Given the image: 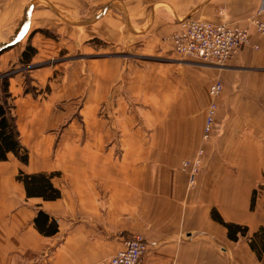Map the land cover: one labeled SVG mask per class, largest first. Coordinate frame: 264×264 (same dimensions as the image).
<instances>
[{"label": "crops", "instance_id": "1", "mask_svg": "<svg viewBox=\"0 0 264 264\" xmlns=\"http://www.w3.org/2000/svg\"><path fill=\"white\" fill-rule=\"evenodd\" d=\"M23 7L29 18L12 45L31 35L44 61L65 47L90 51L97 41L130 55L101 60L107 117L90 108L89 122L104 127L91 138L99 145L73 138L69 147L61 138L56 168L45 161L23 172L52 174L58 199L28 197L18 160L0 162V264L105 263L131 234L148 246L140 264H262L247 238L231 241L214 213L250 236L264 227V36L254 24L264 23V0H44L43 8L30 0ZM186 17L238 23L250 45L229 68L194 70L175 59L170 43ZM214 78L222 84L214 141L190 186L180 164L201 138ZM40 123L34 116L29 126ZM53 141L44 138V159ZM40 148L36 139L37 158ZM40 212L53 235L36 229Z\"/></svg>", "mask_w": 264, "mask_h": 264}, {"label": "rangeland", "instance_id": "2", "mask_svg": "<svg viewBox=\"0 0 264 264\" xmlns=\"http://www.w3.org/2000/svg\"><path fill=\"white\" fill-rule=\"evenodd\" d=\"M27 1L30 0H0V76L7 77L8 83L12 82V94L9 91L11 96L10 101L13 106L12 116L19 133V141L28 152V162L26 165L18 161L22 168L18 176L20 173L28 175L23 172H27L28 169H30V163L31 166L36 168L44 167V162L47 161L51 167L56 168V152L61 138H67L66 140H68L69 143H66V145L69 147H71L70 140L73 138H81V145L93 147L99 145L97 140L95 141V139L91 138H100L103 136L104 127L92 126L89 122L92 119L91 117H93L90 114V108L96 107L98 109L96 118L104 119V117H107L105 116V99L101 100L105 95L106 88L104 68L102 67L101 60L110 56L126 57L130 55V52H115L110 48H106L103 42L97 41L92 43L93 46L91 48L86 46L90 51H82V48L65 47L60 54L47 61H44V55L35 54L28 65H23L21 63L22 53L26 50L27 46L30 45L33 47L31 45V35L20 44H18V42L12 45V43L15 42L13 41L14 39L17 38L16 41H18L23 37L22 25L23 22L29 18V15H26L24 12L26 7H23ZM38 3L41 5V8L44 7V0H38ZM258 21L259 20L254 21V24ZM218 24H230L240 29H245L238 23L222 22ZM16 26L18 29L15 35L11 36L13 33L12 29ZM42 34L44 35V32ZM248 38V44L243 46L223 67L204 65L199 61L189 62L173 54L176 60L178 59L181 63L190 64L194 70L209 69L220 71L231 67L230 63L250 45L249 32ZM254 48L257 49L256 47ZM34 49L36 53H38V48ZM214 83H219L221 90L217 97L212 98L209 95V87ZM221 92L222 84L219 80L214 78L207 89L209 102L204 111L201 138L196 139L197 141L194 144L195 147L190 157L182 160L180 164V169L187 175L190 186H194L197 178L205 169L207 152L210 150L211 144L214 141V138H210L214 122L210 133L207 134L205 131L206 117L210 106L214 103L216 105L214 114L215 121L218 110V99ZM34 116L41 120L38 129L34 126H29V121H31ZM118 129L114 127V135H119ZM29 133L31 134L30 137H28ZM44 138H54L52 146L49 148L48 159H44ZM36 139L42 142L43 145L42 150L40 148V156H38V158L31 152V147ZM86 141H89V143L86 144ZM89 146H85L86 148L84 149L91 152L92 149L89 148ZM119 149L118 147L116 150L118 151ZM70 150L72 151L71 148ZM66 163L70 164V162ZM253 206L254 200L252 201L251 207L253 208ZM247 234L248 230H246L245 237L249 245V239L252 235L250 236ZM240 236L244 237L242 235ZM133 237L141 238L145 242V240L138 235L131 234L121 236L122 248L119 251L123 249L124 243L129 238ZM115 254L110 256L108 260ZM142 258L139 260L138 264L141 263ZM262 258H264V254ZM258 261L262 264L264 262L263 259Z\"/></svg>", "mask_w": 264, "mask_h": 264}, {"label": "built area", "instance_id": "3", "mask_svg": "<svg viewBox=\"0 0 264 264\" xmlns=\"http://www.w3.org/2000/svg\"><path fill=\"white\" fill-rule=\"evenodd\" d=\"M255 25L257 33L264 36V24L258 21ZM170 42L173 53L181 59L223 67L243 46L248 44L249 38L246 29H240L235 25H216L186 17L178 22V30L170 36ZM220 90V84L214 83L209 87V95L215 98ZM215 109L216 105L212 103L205 123L207 134L213 126ZM146 251L147 246L141 238H129L124 243L123 249L104 264H138Z\"/></svg>", "mask_w": 264, "mask_h": 264}, {"label": "trees", "instance_id": "4", "mask_svg": "<svg viewBox=\"0 0 264 264\" xmlns=\"http://www.w3.org/2000/svg\"><path fill=\"white\" fill-rule=\"evenodd\" d=\"M35 54L36 50L30 45L27 46L26 50L22 53L21 63L28 65ZM8 87V78L0 76V162L7 161L9 156H13L20 163L26 165L28 162V152L19 141V133L12 116L13 106L10 101L11 96ZM52 176V174L46 175L44 173L32 175L20 173L17 180L24 185L28 197H41L45 201H54L59 198L60 194L50 183ZM214 219L227 230L231 241H237L236 234L238 233L245 236L247 230L245 227L225 223L219 217L214 216ZM45 221L44 214L40 212L34 219V225L40 234L51 236L55 230L51 225L46 227ZM249 247L256 254L258 260H264L262 258L264 254V227L259 228L252 235L249 239Z\"/></svg>", "mask_w": 264, "mask_h": 264}]
</instances>
